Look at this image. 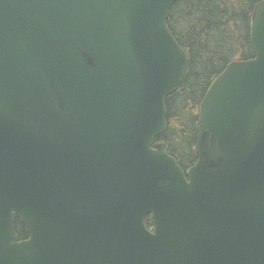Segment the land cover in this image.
<instances>
[{
  "label": "water",
  "instance_id": "obj_1",
  "mask_svg": "<svg viewBox=\"0 0 264 264\" xmlns=\"http://www.w3.org/2000/svg\"><path fill=\"white\" fill-rule=\"evenodd\" d=\"M177 1L0 0V264H264V0L186 171L157 141Z\"/></svg>",
  "mask_w": 264,
  "mask_h": 264
},
{
  "label": "trees",
  "instance_id": "obj_2",
  "mask_svg": "<svg viewBox=\"0 0 264 264\" xmlns=\"http://www.w3.org/2000/svg\"><path fill=\"white\" fill-rule=\"evenodd\" d=\"M260 1L178 0L171 9L168 26L188 52L189 65L182 85L167 99L168 127L157 141H166L184 171L197 161L199 105L211 82L230 62L254 57L250 23ZM145 223L153 228L150 216ZM15 231L28 238L20 219Z\"/></svg>",
  "mask_w": 264,
  "mask_h": 264
}]
</instances>
